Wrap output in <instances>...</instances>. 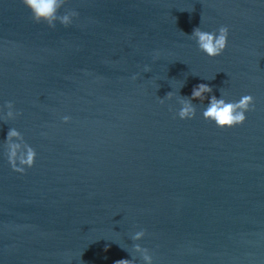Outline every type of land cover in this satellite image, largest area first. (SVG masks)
<instances>
[{"label": "water", "instance_id": "water-1", "mask_svg": "<svg viewBox=\"0 0 264 264\" xmlns=\"http://www.w3.org/2000/svg\"><path fill=\"white\" fill-rule=\"evenodd\" d=\"M0 264H264V0H0Z\"/></svg>", "mask_w": 264, "mask_h": 264}]
</instances>
